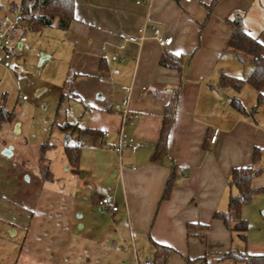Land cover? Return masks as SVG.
Segmentation results:
<instances>
[{
	"label": "crops",
	"instance_id": "1",
	"mask_svg": "<svg viewBox=\"0 0 264 264\" xmlns=\"http://www.w3.org/2000/svg\"><path fill=\"white\" fill-rule=\"evenodd\" d=\"M209 2L74 0L73 19L65 29L73 62L72 81L86 94L101 93L94 99L88 95L96 107L85 129L97 139L91 148L93 163L81 165L80 148L78 168L69 166L81 181L109 194L117 210L100 205L99 210L103 214L108 211L113 227L107 235L105 225L95 231L98 236L104 235L98 242L91 229L87 234L93 238L82 237L78 230L71 232V222L63 223L67 219L64 213L62 222L53 224L36 216L23 231L16 259L0 264H135L142 259L154 264H186L184 257L202 256L204 264H244L220 257L230 250L264 254V234H247V205L264 209V102L251 113H239L230 98L237 97L250 111L256 104V92L250 100L255 104L249 108L231 87L218 84L225 61L232 58L226 56L234 54L226 49L232 28L225 18L231 13L242 15L244 27L262 44L264 55V0H219L206 18L203 4ZM144 24L158 26L163 36L171 37V43L161 47L149 36L141 45L124 42L119 52L117 45L122 38ZM15 47H21L19 39ZM163 52L181 58L182 78L176 70L159 65ZM123 86L130 87L131 113L124 122L110 108L127 96ZM177 86L176 111L166 145L154 158L163 108L171 89ZM214 128L219 131L211 143ZM119 130L132 142L117 154L110 146L117 143ZM255 147L260 149L256 166L261 172L251 179V185L263 190L241 208L248 224L244 242L212 215L227 209L229 195L236 193L227 184L230 172L251 165ZM173 165L177 166L175 185L169 197L161 201ZM2 169L0 164V193L8 185L9 176ZM106 180L109 182L105 185ZM189 222L208 225L205 239L186 236ZM233 233L240 243L234 241ZM110 242L115 244L111 246ZM154 243L171 247L174 252L163 261L155 257Z\"/></svg>",
	"mask_w": 264,
	"mask_h": 264
},
{
	"label": "rangeland",
	"instance_id": "2",
	"mask_svg": "<svg viewBox=\"0 0 264 264\" xmlns=\"http://www.w3.org/2000/svg\"><path fill=\"white\" fill-rule=\"evenodd\" d=\"M18 1L0 0V11ZM65 33L55 26L32 29L22 23L21 47L13 48L9 67L0 64V105L12 111L14 117L12 122L0 126V164L2 172L9 174L8 185L0 193V217L3 218L0 220V262L16 259L23 231L36 216H43L46 224H53L61 223L66 214L63 223L71 222V232L78 230L82 237L90 236L87 231L91 229L98 242L104 237L97 234L101 227L106 226V235L113 227L108 211L100 212L97 203L99 198L106 197L111 206L109 194L74 175L64 154L66 145L79 146L81 165L93 163L91 148L97 139L85 129L96 107L90 103L88 95L94 99L101 93L86 94L81 86L74 85L71 76L73 62ZM228 55L226 57L232 58L225 61L222 73L246 77L252 64L240 62L232 53ZM41 87L46 89L35 93ZM233 92L243 98L249 108L255 104V101L250 103L255 98V90L249 84L245 83L238 93ZM22 94L27 95L26 100L21 99ZM45 142L52 144L53 148L38 160V148ZM7 147H11L12 152L8 157L1 154ZM47 170L51 177L43 179ZM108 182L106 180L103 184ZM252 207L247 205L250 216L247 234L258 231L264 234V209ZM232 238L240 243L236 234L233 233ZM194 262L202 264L199 260Z\"/></svg>",
	"mask_w": 264,
	"mask_h": 264
},
{
	"label": "trees",
	"instance_id": "3",
	"mask_svg": "<svg viewBox=\"0 0 264 264\" xmlns=\"http://www.w3.org/2000/svg\"><path fill=\"white\" fill-rule=\"evenodd\" d=\"M219 0H210L209 3L203 4L206 10V18L211 13L213 6ZM14 3L10 4L13 7ZM23 9V23L28 24L32 29L42 27H57L59 29H67L73 19L74 0H21ZM225 21L231 26L232 32L227 41L226 49L233 52L240 62L249 61L252 64V69L244 78L233 77L225 73H221L218 84L220 86H229L234 91H239L245 83L249 84L256 92V104L247 111L237 97L230 98L231 106L239 113L248 114L264 102V93L261 92L264 86V55L262 53V44L253 37L244 27L242 15L231 13L225 18ZM159 65L164 68L174 69L182 78L181 58L170 52H163L159 58ZM102 68L103 65L100 64ZM179 86L171 89L167 103L163 108L161 119V127L159 137L156 143V150L153 157H157L158 153L163 150L167 141V134L173 122L176 101ZM12 111L0 105V126L4 122H12ZM53 148V145L45 142L38 148V160H42L48 150ZM80 147L66 145L64 154L68 164L77 169L80 162ZM260 159V149L254 148L252 151V161L249 166L235 167L231 170L227 184L229 187H234L236 193L230 194L228 197V206L226 210H216L212 218L221 220L226 228L235 232L237 236L246 241L247 221L241 216V208L243 205L250 202L252 197L263 190V187H253L251 179L261 172V167L256 166ZM177 175V166L173 165L170 174L164 184L161 201L166 200L171 190L175 185ZM51 177V173L47 170L43 179ZM208 230L207 224L202 223H186V236H196L200 240L205 239ZM155 257L166 261L167 257L174 252L171 247L154 243ZM222 259L231 258L242 261L244 264H264V254L248 255L244 253H235L230 250L223 255ZM201 259L202 264L205 262V256L191 259L184 257L185 263L190 264L194 260Z\"/></svg>",
	"mask_w": 264,
	"mask_h": 264
},
{
	"label": "built area",
	"instance_id": "4",
	"mask_svg": "<svg viewBox=\"0 0 264 264\" xmlns=\"http://www.w3.org/2000/svg\"><path fill=\"white\" fill-rule=\"evenodd\" d=\"M23 23V9L21 5V0L14 3L13 7L7 10L0 11V64L4 67H9L12 60V51L15 47L17 40L19 39L20 28ZM151 36L159 46L164 47L171 43V37L163 36L161 29L156 25L144 24L137 28L136 32L129 34L122 38V42L117 45V50L120 52L124 47V42H131L138 45L143 44V42ZM119 57L123 59V55L120 54ZM122 89L127 93L119 103L114 104L110 108L121 115L122 122L126 121L131 116L128 108V94L130 92V87L123 86ZM22 100L27 99V95H21ZM218 128H214L209 137L211 143L215 142L218 134ZM109 133L105 132V136ZM132 142L131 137H128L121 130L118 132L117 143L111 145V149L120 154L124 147H127ZM98 205L101 207H110L112 211L117 210L116 205L109 206V201L107 198H100L98 200ZM121 264H129L122 262ZM135 264H154L152 261L142 259L137 261Z\"/></svg>",
	"mask_w": 264,
	"mask_h": 264
},
{
	"label": "water",
	"instance_id": "5",
	"mask_svg": "<svg viewBox=\"0 0 264 264\" xmlns=\"http://www.w3.org/2000/svg\"><path fill=\"white\" fill-rule=\"evenodd\" d=\"M41 61H42V60H41ZM40 90H43V89H37V90L35 91V93H36L37 91H40ZM97 96L101 98L100 95H97ZM68 139H69V136L66 137V140H67V141H68ZM1 154L4 155V156H7V157L10 156V155L12 154V152H11V147H7V148L3 149V151H2Z\"/></svg>",
	"mask_w": 264,
	"mask_h": 264
}]
</instances>
